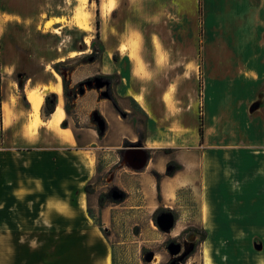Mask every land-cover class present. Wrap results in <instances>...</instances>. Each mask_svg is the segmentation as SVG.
I'll list each match as a JSON object with an SVG mask.
<instances>
[{
    "label": "crops",
    "instance_id": "obj_1",
    "mask_svg": "<svg viewBox=\"0 0 264 264\" xmlns=\"http://www.w3.org/2000/svg\"><path fill=\"white\" fill-rule=\"evenodd\" d=\"M163 1L169 9L170 0ZM172 1L178 22L169 29V38L152 34L157 39L137 57L118 43L103 50L100 75L116 83L99 89L97 117L80 128L71 127L63 101V115L52 123L63 93L59 75L53 73L41 88H28V78L20 93L13 77L16 61L8 47L3 49L2 264H114L105 235L107 209L97 202L90 206L85 188L97 175L99 162L104 166L124 144V152L132 146L147 152L146 169L136 178L149 199L158 187L164 199L182 187L192 188L206 232L202 248L208 243L212 264H258L261 250L251 246L228 258L232 246L227 241L243 234L264 238V155L255 156L264 151V0H202L201 21L197 0ZM116 5L117 0H99L103 21ZM216 6L225 22L219 27L212 14ZM235 17L244 19L241 28ZM11 22V14L1 10L0 41ZM61 22L52 19L45 29ZM106 31L104 27V36ZM52 93L56 110L43 118L44 98ZM38 94L43 101L36 110L32 100ZM171 162L180 169L165 177ZM210 240L216 241L212 247Z\"/></svg>",
    "mask_w": 264,
    "mask_h": 264
},
{
    "label": "rangeland",
    "instance_id": "obj_2",
    "mask_svg": "<svg viewBox=\"0 0 264 264\" xmlns=\"http://www.w3.org/2000/svg\"><path fill=\"white\" fill-rule=\"evenodd\" d=\"M83 2L84 0H0V11H8L12 21L0 41V55L5 47L9 48L11 58L16 61L13 77L18 81L20 93L28 78L31 80L28 88L33 84H38L36 86L41 88L39 84L56 73L63 84L61 100L64 107L68 108V122L73 128L91 123L89 117H97L99 89L104 87L108 90L109 84L116 83V80H107L100 75L103 50L118 43L123 45L126 54L137 57L152 38L157 39L152 34L169 38V29L178 22L173 15L172 0L169 9L163 0H117L116 8L106 22L100 17L97 8L99 0H86V7L93 16L92 31L86 32L77 25V20H82L83 17L78 5ZM250 2L255 4L256 0ZM196 7L201 21L202 0L196 1ZM212 12L216 19L215 25L223 26L225 22L218 7L212 9ZM55 18H61L63 22L45 29L48 21ZM233 20L234 24L242 27L244 19L235 17ZM104 27L107 30L106 36ZM127 146L124 144L123 149L117 152L118 156L114 155L104 166L100 161L98 173L89 184L90 206L93 202L99 203L101 197L103 206L107 209L105 235L113 246V263L205 264L204 250L208 249L209 255V247L206 243L202 248L203 242H199V232L203 228L199 223V202L192 188L182 187L172 193L170 198L164 199L158 187L157 194L154 192L152 199H149L145 191L139 190L136 178L146 168L136 172L127 167L123 157ZM260 155H264V151L255 154L257 157ZM175 171L165 172L164 176H171ZM148 173L151 174V171L148 170ZM157 178L159 183L161 176ZM262 194L264 193H261V197ZM156 203L159 205L157 209ZM161 208L169 209L176 220L170 231H162L155 223V213ZM234 212L237 214L236 210ZM260 213L264 215V211ZM208 223L210 222H206L207 227ZM232 226L244 230L242 224ZM210 242L212 247L216 241ZM227 242H231L230 247L232 246L228 258L243 252L249 246L256 250H261L264 246V238L248 239L245 234L238 240ZM2 252L0 240V264L3 262Z\"/></svg>",
    "mask_w": 264,
    "mask_h": 264
},
{
    "label": "water",
    "instance_id": "obj_3",
    "mask_svg": "<svg viewBox=\"0 0 264 264\" xmlns=\"http://www.w3.org/2000/svg\"><path fill=\"white\" fill-rule=\"evenodd\" d=\"M124 161L130 169L140 171L145 168L148 156L147 152L139 146H132L125 150ZM175 218L171 212H163L157 218L156 225L162 231H170L175 226Z\"/></svg>",
    "mask_w": 264,
    "mask_h": 264
},
{
    "label": "bare ground",
    "instance_id": "obj_4",
    "mask_svg": "<svg viewBox=\"0 0 264 264\" xmlns=\"http://www.w3.org/2000/svg\"><path fill=\"white\" fill-rule=\"evenodd\" d=\"M78 6H79V12L83 15L84 18L82 17V20H77V25L78 27L82 28L84 31L91 32L93 16L91 15L89 11L90 9L88 10L86 7V0H84V2L80 3V5ZM86 43H88V40L86 41ZM42 96L38 94L34 96L33 100L31 99L33 102V106L36 110L39 108L41 102L43 101ZM62 115H63V103L61 100L59 102L56 112L52 115V121H53L52 123L56 125L60 121ZM204 257H205V262H206L205 264H212L209 259L207 249L204 250ZM258 260H259V262H257L258 264H264V261H263L264 260V246L261 249V254Z\"/></svg>",
    "mask_w": 264,
    "mask_h": 264
},
{
    "label": "trees",
    "instance_id": "obj_5",
    "mask_svg": "<svg viewBox=\"0 0 264 264\" xmlns=\"http://www.w3.org/2000/svg\"><path fill=\"white\" fill-rule=\"evenodd\" d=\"M96 26L98 27V23L97 22H96ZM113 59L116 60L115 55H113ZM55 69H56V67H55ZM23 99H24V97H23ZM56 102H57V96L55 94H53V93L47 95L44 98V105H43L42 112H41V115H42L43 118H46V117L50 116L56 110L55 109ZM131 103L135 105V103L133 101H131ZM65 112L68 114L67 106H65ZM61 126H62V128H66V122H62ZM199 135H200L201 141H202V138H203V120H202V116H200ZM179 169H180V166H177L175 164V170H179ZM85 190H86L87 193H90V187L89 186H87L85 188ZM99 208H103V203L101 201V197H99ZM161 210H163V209H161ZM89 215H90L91 219H93L95 221V224L100 228V230L102 232H105V230L102 229L100 220L94 218V216L92 215L90 210H89ZM199 234H200L199 242H203L206 239V232L203 230V231H200Z\"/></svg>",
    "mask_w": 264,
    "mask_h": 264
},
{
    "label": "flooded vegetation",
    "instance_id": "obj_6",
    "mask_svg": "<svg viewBox=\"0 0 264 264\" xmlns=\"http://www.w3.org/2000/svg\"><path fill=\"white\" fill-rule=\"evenodd\" d=\"M167 169H168V171L169 172H171L172 170H174L175 169V163H169L168 165H167ZM162 209V208H161ZM161 209H159V210H157L156 211V213H155V216H157V218L160 216V214H162L163 212H170V210L169 209H166V208H163V210H161ZM172 213V212H171ZM173 214V213H172ZM156 218V219H157ZM156 222V221H155Z\"/></svg>",
    "mask_w": 264,
    "mask_h": 264
}]
</instances>
